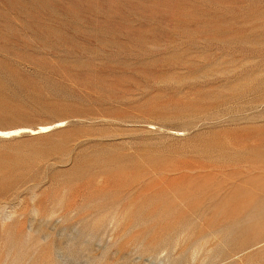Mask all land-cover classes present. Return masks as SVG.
Returning a JSON list of instances; mask_svg holds the SVG:
<instances>
[{"label": "rangeland", "instance_id": "1", "mask_svg": "<svg viewBox=\"0 0 264 264\" xmlns=\"http://www.w3.org/2000/svg\"><path fill=\"white\" fill-rule=\"evenodd\" d=\"M59 121L0 140V264H264V0H0V130Z\"/></svg>", "mask_w": 264, "mask_h": 264}, {"label": "bare ground", "instance_id": "2", "mask_svg": "<svg viewBox=\"0 0 264 264\" xmlns=\"http://www.w3.org/2000/svg\"><path fill=\"white\" fill-rule=\"evenodd\" d=\"M66 125V122L59 121L54 124L50 125H41L38 126L36 129H29V128H17L12 130H0V140H6L8 138H12L14 136H18L22 133H29L30 135H38V134H45L52 130L64 127ZM180 133V132H178Z\"/></svg>", "mask_w": 264, "mask_h": 264}, {"label": "water", "instance_id": "3", "mask_svg": "<svg viewBox=\"0 0 264 264\" xmlns=\"http://www.w3.org/2000/svg\"><path fill=\"white\" fill-rule=\"evenodd\" d=\"M15 137V136H14Z\"/></svg>", "mask_w": 264, "mask_h": 264}]
</instances>
